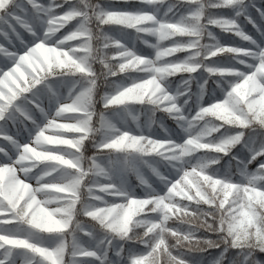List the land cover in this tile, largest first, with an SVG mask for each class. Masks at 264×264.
Returning <instances> with one entry per match:
<instances>
[{
  "label": "snow or ice",
  "instance_id": "obj_1",
  "mask_svg": "<svg viewBox=\"0 0 264 264\" xmlns=\"http://www.w3.org/2000/svg\"><path fill=\"white\" fill-rule=\"evenodd\" d=\"M0 264H264V0H0Z\"/></svg>",
  "mask_w": 264,
  "mask_h": 264
},
{
  "label": "rangeland",
  "instance_id": "obj_2",
  "mask_svg": "<svg viewBox=\"0 0 264 264\" xmlns=\"http://www.w3.org/2000/svg\"><path fill=\"white\" fill-rule=\"evenodd\" d=\"M179 55V54H178ZM18 83H20L23 86V81H18ZM61 123H63V121H59ZM46 134H50V133H46ZM18 175H21L20 173H18ZM33 187H35V183L33 182ZM38 199H40V197H37Z\"/></svg>",
  "mask_w": 264,
  "mask_h": 264
},
{
  "label": "trees",
  "instance_id": "obj_3",
  "mask_svg": "<svg viewBox=\"0 0 264 264\" xmlns=\"http://www.w3.org/2000/svg\"><path fill=\"white\" fill-rule=\"evenodd\" d=\"M217 31H219V30H217ZM42 74V73H41Z\"/></svg>",
  "mask_w": 264,
  "mask_h": 264
}]
</instances>
